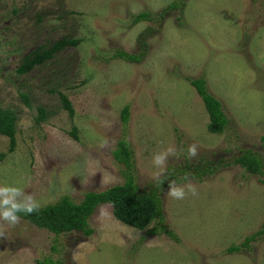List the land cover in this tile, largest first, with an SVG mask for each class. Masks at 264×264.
<instances>
[{"label":"rangeland","instance_id":"1","mask_svg":"<svg viewBox=\"0 0 264 264\" xmlns=\"http://www.w3.org/2000/svg\"><path fill=\"white\" fill-rule=\"evenodd\" d=\"M173 2L179 7L160 17ZM141 11L155 20L135 23ZM62 38L80 42L17 72L32 51ZM119 50L141 58H114ZM200 76L229 119L223 133L208 130V112L189 80ZM40 107L47 118L37 121ZM0 108L18 116L14 151L0 134V186L18 187L40 206L65 195L80 202L89 191L126 182L128 169L114 151L127 139L135 183L159 194L163 216L140 230L101 204L89 236L56 235L22 218L14 227L0 222V264H264V235L227 251L262 227L264 173L223 164L244 149L264 161V0H0ZM192 144L195 158L188 157ZM170 148L176 154L156 166L154 156ZM188 161L220 164L201 180L166 181ZM172 182L184 199L167 195Z\"/></svg>","mask_w":264,"mask_h":264},{"label":"trees","instance_id":"2","mask_svg":"<svg viewBox=\"0 0 264 264\" xmlns=\"http://www.w3.org/2000/svg\"><path fill=\"white\" fill-rule=\"evenodd\" d=\"M177 7H179V3L173 2L166 7L165 11L158 13V15L162 17L165 13ZM154 20V13L150 11H141L134 15L135 23ZM79 42L80 39L62 38L49 47L40 46L24 58L17 72L19 74H25L36 66L45 64L47 61L53 59L58 52L64 50L67 46H76ZM113 57L130 61H139L141 58L139 54L128 53L123 50L117 51ZM189 80L201 96L208 112V130L215 134L223 133L228 128L229 119L224 111L221 100L209 91L207 79L205 77L200 76L193 79L190 78ZM59 95L64 108L69 112L71 117H74L75 109L70 99L64 93L60 92ZM22 96L25 103L30 105L29 97L25 93H22ZM39 109L40 113L37 117V121L45 120L47 118L45 109L43 107ZM129 117L130 109L129 105H126L122 109L121 118L123 123H127ZM17 122L18 116L13 110L0 108V134L9 138L10 152L14 151L17 146ZM71 134L75 139H79L77 128H74ZM262 140H264V136ZM4 156H6V154L1 153L0 159ZM114 156L119 162L125 164L128 169L126 182L99 191H89L80 202H75L69 196L65 195L54 203L40 206L37 211L30 215L24 213H18V215L20 218L31 222L35 226L47 229L56 235L78 231L87 236L94 232V229L89 225L91 216L99 205L105 203L112 205L113 213L117 220L140 230L146 229L155 220L162 219V207L159 194L156 193L155 190L141 192L138 185L135 183L136 178L132 173L134 169L133 150L127 139H122L118 142V147L114 151ZM218 164L212 165V161H210L201 166L200 164H191L188 161L186 165L183 166V170L180 169L181 171L172 172V174L167 177L166 181L170 178L186 181L188 177L201 180L204 176L214 173ZM223 164L226 166L229 164L238 165L250 174L261 175L264 173V161L252 149L242 150L239 155H236L232 160ZM179 174L183 177L180 178ZM166 181L165 184H168ZM261 181L264 182L263 179ZM166 232L176 240L179 239L170 229H167ZM260 235H264V219L260 230L252 235L246 236L240 245L234 244L230 246L227 251H241L243 248L249 247L250 242ZM39 262L40 264H57V262L51 258Z\"/></svg>","mask_w":264,"mask_h":264},{"label":"clouds","instance_id":"3","mask_svg":"<svg viewBox=\"0 0 264 264\" xmlns=\"http://www.w3.org/2000/svg\"><path fill=\"white\" fill-rule=\"evenodd\" d=\"M172 154L175 155L173 149H168L166 152L154 156V164L162 167L167 160V157ZM198 156V148L192 144L188 148V157L195 158ZM158 178V177H157ZM188 190L193 195H196L195 187L188 185ZM167 195L174 199H184L185 190L183 187H178L174 182L169 184ZM40 205L35 201L31 194H26L20 188L15 186H0V222L7 224L9 227H14L20 223V216L18 213L30 215L39 209ZM4 231L0 230V237H4Z\"/></svg>","mask_w":264,"mask_h":264}]
</instances>
